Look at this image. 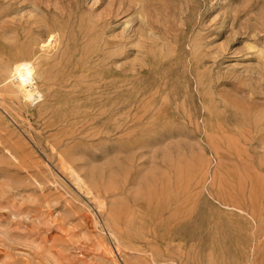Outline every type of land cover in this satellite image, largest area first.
Wrapping results in <instances>:
<instances>
[{"label": "rangeland", "instance_id": "rangeland-1", "mask_svg": "<svg viewBox=\"0 0 264 264\" xmlns=\"http://www.w3.org/2000/svg\"><path fill=\"white\" fill-rule=\"evenodd\" d=\"M0 264H264V0H0Z\"/></svg>", "mask_w": 264, "mask_h": 264}, {"label": "bare ground", "instance_id": "bare-ground-1", "mask_svg": "<svg viewBox=\"0 0 264 264\" xmlns=\"http://www.w3.org/2000/svg\"><path fill=\"white\" fill-rule=\"evenodd\" d=\"M76 92V91H75ZM86 95V94H85ZM81 96V95H80ZM83 97V96H82Z\"/></svg>", "mask_w": 264, "mask_h": 264}]
</instances>
